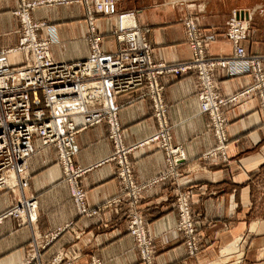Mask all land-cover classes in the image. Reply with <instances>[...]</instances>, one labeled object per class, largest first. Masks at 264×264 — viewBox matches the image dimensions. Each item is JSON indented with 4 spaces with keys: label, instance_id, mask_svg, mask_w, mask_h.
I'll list each match as a JSON object with an SVG mask.
<instances>
[{
    "label": "crops",
    "instance_id": "crops-1",
    "mask_svg": "<svg viewBox=\"0 0 264 264\" xmlns=\"http://www.w3.org/2000/svg\"><path fill=\"white\" fill-rule=\"evenodd\" d=\"M19 2L0 0V48L17 44L19 19L12 12ZM116 7L118 11L136 10L137 23L149 28L147 38L156 61L179 62L189 58L182 24L187 14L194 15L200 27L217 34L207 44L210 54H228L231 46L224 32L233 10L248 12V33L242 42L245 50L253 54L264 52V0H118ZM30 14L34 21L52 25L39 29L37 35L50 40V54L55 61L81 60L88 55L85 38L88 25L83 5L37 6ZM94 23L102 35V49L114 52L112 30L116 17L96 15ZM20 59L21 55L11 56V61ZM214 79L223 96L252 82L249 74L227 76L222 69L214 70ZM160 82L164 85L162 96L171 140L182 148L185 160L170 169L157 143L136 148L129 155L137 184L167 175L146 187L138 201L151 240L153 264H212L220 257V249L232 241L244 242L238 264H264V110L257 95H248L223 108L230 136L229 161L219 164L202 157L213 148L215 139L208 116L199 110L195 73L164 75ZM145 90L142 86L115 96L126 144L143 140L157 130L152 103L143 96ZM75 142L78 145L75 163L92 166L81 177L80 184L87 205L97 212L89 217L77 215L56 148L33 139L34 151L27 160L28 186L22 194L36 199L37 218L20 225L12 217L2 220L0 264H22L36 251H40L43 263L57 253L66 252L77 256L74 264H89L92 255L102 264H142L134 239L127 232L128 215L133 208L125 202L108 205L121 194V183L115 162L100 163L113 150L106 122L80 129ZM181 194L188 198L201 238V251L195 255L187 254L183 233L177 229V198ZM15 195L0 190V214L14 205ZM69 223L67 230L42 249L44 234ZM73 232L79 233V238L75 239ZM232 263L231 258L224 264Z\"/></svg>",
    "mask_w": 264,
    "mask_h": 264
},
{
    "label": "built area",
    "instance_id": "built-area-1",
    "mask_svg": "<svg viewBox=\"0 0 264 264\" xmlns=\"http://www.w3.org/2000/svg\"><path fill=\"white\" fill-rule=\"evenodd\" d=\"M118 0H37L25 4V9L17 11L21 20V35L14 47L0 49V190L16 194L14 205L0 214V223L6 217H12L17 223L27 224L36 220L37 201L33 196L25 197L22 190L28 186L29 173L27 160L33 153V139L40 140L43 146H55L58 161L62 167L64 181L77 212L91 216L97 209H91L86 202V193L80 184L81 177L92 168L83 167L74 161L78 152L75 134L87 126L106 122L108 136L112 142V153L100 163H116V174L121 183V194L108 202V205L125 202L133 208L129 213L128 229L134 237L141 260L144 264H153V251L143 222L137 209L142 191L164 179L167 175L146 184H137L133 178L129 155L136 148L157 143L164 152L170 169H174L185 160L180 146L173 145L170 126L165 116V104L162 99L163 85L159 81L162 75L177 74L196 70L198 75V99L200 111L208 113L212 132L218 145L203 153V158L226 157L224 119L221 107L237 103L244 97L257 93L264 103V83L261 58L246 54L241 41L246 38L245 15L234 11L229 20L227 39L232 52L229 56H207L204 50V35L197 27L192 16L186 18L185 25L191 48L188 62L167 64L155 62L151 57V46L146 41L147 29L136 21L133 10L117 13ZM83 3L86 6L88 30L85 38L89 45V54L81 60L55 61L50 54V40L38 38L37 31L48 27L44 22H33L26 8L37 5ZM96 13L117 14V26L113 33L117 50L106 52L101 46V34L97 30L94 17ZM129 19L130 25H123ZM13 54L21 55L20 60L11 61ZM223 69L229 74L252 73L254 85L230 98H222L215 91L213 71ZM88 83H101L103 101H89L90 96L83 94L82 86ZM145 85L143 96L153 105L157 130L150 136L132 144H126L123 130L118 119V104L115 96ZM176 175V172L174 173ZM107 205V204H106ZM179 220L177 229L183 232L189 255L200 250L199 237L191 216L189 201L185 194L177 198ZM69 224L57 228L42 236V249L51 243ZM40 251L29 256L22 264H71L76 255L66 252L56 254L50 261L42 263ZM67 261L63 263V259ZM70 259V260H69ZM90 264H102L96 256Z\"/></svg>",
    "mask_w": 264,
    "mask_h": 264
},
{
    "label": "rangeland",
    "instance_id": "rangeland-1",
    "mask_svg": "<svg viewBox=\"0 0 264 264\" xmlns=\"http://www.w3.org/2000/svg\"><path fill=\"white\" fill-rule=\"evenodd\" d=\"M32 1H37V0H20V4H19V6H18V8L17 9H15L12 13L14 14V15H16L17 17H18V19H19V37H18V41H19V38H20V35H21V30H22V26H21V20H20V16L17 14V11L19 10V11H22V10H24L25 9V4L26 3H29V2H32ZM75 3H77V4H81V5H83V7H84V9H85V18H86V22L88 21V17H87V12H86V6L83 4V3H79V2H75ZM70 4H73V3H68V4H66V5H70ZM53 5H59V4H53ZM37 6H44V4H41V5H37ZM37 6H35V7H37ZM46 6H48V5H46ZM52 6V5H51ZM34 7V8H35ZM34 8H26L27 10H28V13H29V16H30V18L32 19V17H31V14H30V11L31 10H33ZM116 10H117V7H116ZM129 10H133V11H135V13H136V10H134V9H128V10H121V11H129ZM121 11H118L117 10V13L118 12H121ZM234 11H239V12H241V13H243L244 15H245V17H247L248 16V12L246 11V10H233L232 12H231V14H230V17L232 16V13L234 12ZM96 15H103V16H115L116 17V26H117V14L115 13V14H112V15H104V14H100V13H96ZM95 15V16H96ZM189 16H192V18L194 19V22L196 23V25H197V27H198V29L204 34V35H208V36H212V39H205L204 37H203V41H204V50H205V54L207 55V56H214V57H222V56H229L230 54H231V52H232V47H231V51L228 53V54H222V55H213V54H210L208 51H207V44L209 43V42H211V41H213V40H215V38H216V36H217V34L216 33H214V32H212V31H210L209 29H207V28H203V27H200L199 25H198V23L196 22V19H195V17H194V15H192V14H187L185 17H184V19L182 20V24H183V27H184V30H185V35H186V41H187V44H188V47H189V50H190V56H189V58L188 59H186V60H183V61H179V62H165V61H156V60H154L153 59V56H152V52H153V48H152V46H151V44L149 43V41H148V38H147V33H148V31H149V28L148 27H146V26H143V25H140L141 27H144V28H146L147 29V32L145 33V38H146V41L149 43V45L151 46V57H152V60L153 61H155V62H164V63H167V64H176V63H184V62H188L190 59H191V55H192V51H191V48H190V44H189V37H188V34H187V29H186V25H185V21H186V18H188ZM230 17H229V19H228V22H227V27H226V30H225V32H224V36H225V38L227 39V37H226V35H227V31H228V28H229V20H230ZM32 21L33 22H37V21H34L33 19H32ZM246 21H247V19H246ZM38 22H44V23H46L47 24V26L48 27H50V26H52L51 24H49L48 22H46V21H38ZM88 25V24H87ZM248 25V24H247ZM116 26L114 27V29L116 28ZM41 29V28H40ZM114 29L112 30V34H113V38H114V41H115V35H114V33H113V31H114ZM100 33V32H99ZM247 33H248V26H247ZM247 33H246V38H247ZM39 38V37H38ZM245 38V39H246ZM40 39H42V38H40ZM244 39V40H245ZM244 40H242L241 41V46H243L242 45V42L244 41ZM18 41H17V44H18ZM86 41H87V39H86ZM227 41L229 42V40L227 39ZM230 43V42H229ZM87 44H88V41H87ZM115 45H116V50H117V44H116V41H115ZM15 46V45H14ZM14 46H12V47H14ZM101 46H102V35H101ZM230 46H231V44H230ZM88 47H89V45H88ZM10 48V47H9ZM243 48H244V46H243ZM0 49H3V48H0ZM50 50V49H49ZM115 50V51H116ZM244 50H245V48H244ZM245 52H246V54L247 55H249V56H258V57H262L261 58V64H262V70H263V83H264V52L263 53H261V54H253V53H249V52H247L246 50H245ZM89 54V53H88ZM88 56V55H87ZM86 56V57H87ZM52 57V56H51ZM218 69V68H217ZM220 69V68H219ZM216 70V69H215ZM223 70V69H222ZM188 72H194L195 73V77H196V84H197V99H198V92H199V85H198V75H197V71L196 70H189V71H186V72H180V73H177V74H169V75H180V74H183V73H188ZM224 72L227 74V76H238V75H243V74H229V73H227L225 70H224ZM245 74H249V75H251L252 76V82L249 84V85H247V86H245L244 88H242L241 90H238L237 92H235V93H233V94H231V95H229V96H223V95H221L218 91H217V85H216V81H215V79H214V71H213V81L215 82V91H216V93L220 96V97H222V98H230L231 96H233V95H235V94H237L238 92H240V91H242V90H244V89H247V88H249L250 86H252V85H254V83H255V78H254V76H253V74L252 73H245ZM162 76H164V75H162ZM161 77V76H160ZM160 77H159V81H160ZM161 83V82H160ZM162 84V83H161ZM163 85V84H162ZM142 86H145V85H142ZM142 86H139V87H137V88H140V87H142ZM146 87V86H145ZM137 88H135V89H137ZM163 89H164V85H163ZM134 90V89H133ZM131 91V90H130ZM146 91V90H145ZM144 91V92H145ZM128 92V91H127ZM163 92V91H162ZM254 94H256L257 95V97H258V99H259V102H260V106H261V108L264 110V103H262L261 102V100H260V97L258 96V94L257 93H254ZM162 99H163V96H162ZM151 101V100H150ZM163 102H164V100H163ZM152 103V102H151ZM198 103H199V99H198ZM165 104V103H164ZM233 104H236V103H229V104H227V105H224V106H222L221 107V115H222V117H223V119H224V122H225V125H224V133H225V136H226V138H227V141H226V158L225 159H222L220 156H216V157H214V158H212V159H214L215 160V162H218L219 164H227L228 163V161H229V156H228V148H229V144H230V141H229V139H230V136H229V134H228V129H227V126H228V119L225 117V115H224V112H223V108L225 107V106H228V105H233ZM118 106H119V104H118ZM152 108H153V105H152ZM119 109V108H118ZM199 110H200V105H199ZM201 112V111H200ZM201 113H204V112H201ZM204 114H206L207 116H208V119H209V121H211V119H210V117H209V115H208V113H204ZM153 116H154V113H153ZM165 116H166V119H167V121H168V118H167V109H166V105H165ZM155 118V117H154ZM156 120V119H155ZM157 122V121H156ZM210 124H211V122H210ZM170 126V125H169ZM157 127H158V125H157ZM212 129V128H211ZM169 132H170V136H171V128L169 129ZM213 133V132H212ZM213 136H214V139H215V145L213 146V148H216L217 147V145H218V142H217V139H216V136H215V134L213 133ZM171 142H172V140H171ZM173 144V143H172ZM174 145V144H173ZM176 146H179V145H176ZM55 147V146H54ZM57 150V149H56ZM210 150V149H209ZM202 157H203V154H202ZM208 159H211V158H208ZM59 162V161H58ZM60 164V163H59ZM61 166V165H60ZM63 178H64V175H63ZM64 180V179H63ZM67 184V183H66ZM68 186V185H67ZM69 190V189H68ZM70 194V193H69ZM141 195V194H140ZM70 197H71V195H70ZM72 199V198H71ZM72 202H73V200H72ZM74 204V203H73ZM75 207V206H74ZM137 207H138V204H137ZM190 207V206H189ZM138 210H139V212H140V209L139 208H137ZM75 210H76V208H75ZM177 210H178V208H177ZM190 212H191V209H190ZM76 213H77V215L78 216H86V217H89V216H87V215H81V214H79L78 212H77V210H76ZM141 213V212H140ZM179 214V213H178ZM93 215H95V214H92L91 216H93ZM191 216H192V219H193V222H194V227H195V230H196V225H195V220H194V217H193V215H192V212H191ZM143 217V216H142ZM178 220H179V217H178ZM128 222H129V215H128ZM143 222H144V220H143ZM177 223H178V221H177ZM70 224L71 223H69V226H70ZM144 225H145V223H144ZM68 226V227H69ZM68 227L65 229V230H67L68 229ZM145 228H146V225H145ZM64 230V231H65ZM63 231H61L60 233H62ZM127 232L130 234V231H129V229H128V223H127ZM146 232H147V228H146ZM59 233V234H60ZM183 233V232H182ZM196 233H197V231H196ZM58 234V235H59ZM131 235V234H130ZM197 235H198V237H199V245L201 246V241H200V236H199V234L197 233ZM73 236H74V238L75 239H77V238H79V236H80V234L79 233H74L73 232ZM132 236V235H131ZM58 237V236H57ZM56 237V238H57ZM133 237V236H132ZM55 238V239H56ZM54 239V240H55ZM133 239H134V237H133ZM238 239H240V240H242L243 241V239L242 238H238ZM236 240V239H235ZM53 242V241H52ZM51 242V243H52ZM134 242H135V239H134ZM233 242V241H232ZM232 242H230L229 244H227V245H225L224 247H222L220 250H222L223 248H226V247H228V246H231V245H233L234 243H237V245H238V249H239V254H240V256H236V257H231L232 258V260H233V263L232 264H238V259H240V257H241V248L243 249V246H244V242H243V244L241 243V242H239V241H236V242H234V243H232ZM51 243H49L48 245H50ZM135 244H136V242H135ZM183 244H184V246H185V248H186V245H185V237H184V234H183ZM47 245V246H48ZM46 246V247H47ZM242 246V247H241ZM45 247V248H46ZM136 247H137V245H136ZM45 248H43V249H45ZM137 249H138V247H137ZM139 251V250H138ZM201 251V247H200V250H199V252ZM186 252H187V249H186ZM41 254V253H40ZM58 254V253H57ZM188 254V253H187ZM93 256V255H92ZM92 256H90V258H89V264L91 263V257ZM139 256H140V253H139ZM232 256V255H231ZM233 256H234V254H233ZM54 257V256H53ZM52 257V258H53ZM40 258V260H41V257H39ZM51 258V259H52ZM225 258V257H224ZM231 258H228V259H231ZM50 259V260H51ZM153 259H154V255H153ZM227 259V260H228ZM49 260V261H50ZM70 260V259H69ZM226 260V261H227ZM67 261V258H65L64 257V259H63V263L64 262H66ZM140 261H141V263L142 264H144L143 262H142V260H141V257H140ZM42 262V261H41ZM48 262V261H47ZM75 262V261H74ZM74 262H71V264H74ZM43 263V262H42ZM44 263H46V262H44ZM225 262H223V264H224ZM212 264H220L219 262H215V261H213L212 262ZM222 264V263H221Z\"/></svg>",
    "mask_w": 264,
    "mask_h": 264
},
{
    "label": "bare ground",
    "instance_id": "bare-ground-1",
    "mask_svg": "<svg viewBox=\"0 0 264 264\" xmlns=\"http://www.w3.org/2000/svg\"><path fill=\"white\" fill-rule=\"evenodd\" d=\"M245 19H246V17H245ZM244 24L246 26H248L246 20H245ZM123 25H125V26L130 25L129 19H124L123 20ZM82 88H83L82 89L83 90V94L85 96H90L91 97V99L89 101L93 102L95 99L92 98V97H94L96 95H97V100L98 101H103V97L101 96V94H102L101 83H88V84L82 86ZM220 252H221L220 257L215 260V262H219L220 264L221 263L223 264V262H226V260L228 258H231V257L234 258L236 256L237 257L240 256L237 243H234L231 246L223 248L222 250H220ZM233 254H234V256H233ZM239 261H240V259H238V263H239Z\"/></svg>",
    "mask_w": 264,
    "mask_h": 264
}]
</instances>
